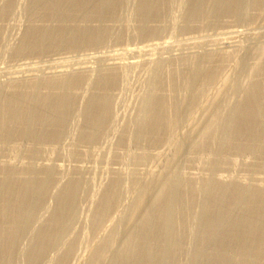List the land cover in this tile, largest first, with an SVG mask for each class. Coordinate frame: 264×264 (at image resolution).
<instances>
[{
  "label": "rangeland",
  "instance_id": "374dc122",
  "mask_svg": "<svg viewBox=\"0 0 264 264\" xmlns=\"http://www.w3.org/2000/svg\"><path fill=\"white\" fill-rule=\"evenodd\" d=\"M90 1L64 4V9L59 7L50 15L35 0H0V93L7 90L0 102V165L14 172L11 188L4 191L8 206L0 205V221L8 224L4 234L9 235L0 243L2 259L10 258L3 264H44L37 253L65 207L68 211L77 206L80 216L69 240L72 249L84 256L80 264H91L111 232L117 247H138L136 244L143 242V212L171 168L180 171L181 185L173 193L175 216L165 235L158 233L163 219H155L160 227L155 224L159 235L150 236L151 247L155 244L154 258L167 254L164 264H264V250L256 244L264 235L263 226L255 228L251 220L264 206V0H104L103 11L95 7L99 0ZM44 25L55 31L80 26L79 31L85 34L78 31L73 36L79 42H75L71 36L53 33L45 38L44 47L21 50L31 29ZM33 89L38 101L44 103L32 107L28 125L10 120L5 108L12 96L31 94ZM242 103L251 105L246 108ZM28 104L22 101L14 108L22 114ZM149 104L152 109L156 105L159 113L161 121L153 119L156 125L146 116ZM241 108L262 113L257 118L260 121L249 116L246 122ZM144 121L145 125L141 124ZM139 124L148 128L145 134ZM227 126L232 128L231 139L220 145ZM258 127L263 130L258 134L260 141ZM237 128L248 129V135L244 130L243 134L235 132ZM231 132L238 135L234 138L236 134L230 136ZM5 176L0 174V180ZM30 179L41 181L38 192L29 194L21 189V183ZM208 180L217 190L223 187L218 210L210 204L213 187L204 190ZM111 186L118 189L124 212L111 211L110 219L105 217L98 226L96 216ZM147 187L151 188L149 198L146 196V203L139 207L136 201L141 189ZM218 215L223 219L219 221L222 229L212 234L208 222L216 216L220 220ZM120 219L123 222L119 224ZM134 227L142 237L134 233L125 243L128 229ZM102 228L107 231L104 235L100 234ZM239 241L248 246L246 255H242L244 246ZM65 248L53 253L58 258L50 264H57ZM136 256L141 260L126 264L147 263L143 255Z\"/></svg>",
  "mask_w": 264,
  "mask_h": 264
},
{
  "label": "bare ground",
  "instance_id": "6f19581e",
  "mask_svg": "<svg viewBox=\"0 0 264 264\" xmlns=\"http://www.w3.org/2000/svg\"><path fill=\"white\" fill-rule=\"evenodd\" d=\"M88 1H90V0H88ZM92 1V0H91ZM90 1V2H91ZM96 1V0H95ZM144 1V0H143ZM146 1V0H145ZM152 1V0H151ZM2 2V1H1ZM35 2H37V3H42L43 5H44V8H45V10L46 11H48L49 13L51 12L52 14H56V12L58 11V8L60 7V8H62V9H64L62 6L64 5V4H68V3H74V5H75V3H77V2H81V0H35ZM82 2H84V1H82ZM86 2V1H85ZM84 2V3H85ZM149 2V0L147 1V3ZM222 2V1H221ZM96 3V2H95ZM104 3V0H99V3L98 4H96L95 5V7H97V8H99V9H101L102 10V7H103V4ZM146 3V4H147ZM155 3V2H154ZM199 3V2H198ZM232 3H233V1H232ZM79 4V3H78ZM115 4V3H114ZM220 4V3H219ZM229 4V3H228ZM74 5L72 6V8H74ZM80 5V4H79ZM82 5V4H81ZM88 5H93V4H88ZM142 5H143V3H142ZM145 5V4H144ZM143 5V7H145ZM240 5V4H239ZM42 6V5H41ZM69 6H70V4H69ZM71 7V6H70ZM80 7V6H79ZM83 7V6H82ZM164 7V6H163ZM18 8V7H17ZM20 8V7H19ZM41 8V7H40ZM86 8V7H85ZM90 8V7H89ZM113 8V7H112ZM239 8V7H238ZM67 9H68V7H67ZM91 9V8H90ZM89 9V10H90ZM145 9H148V7H146ZM44 10V9H43ZM66 10V9H65ZM82 10V9H81ZM87 10V9H86ZM139 10V9H138ZM143 10V9H142ZM141 10V11H142ZM16 11V10H15ZM39 11V10H38ZM45 11V12H46ZM61 11V10H60ZM78 11V10H77ZM88 11V10H87ZM96 11V10H95ZM103 11V10H102ZM150 11V10H149ZM97 12V11H96ZM95 12V13H96ZM99 12V11H98ZM98 12H97V14H98ZM113 12V11H112ZM43 13V12H42ZM51 13H50V15H51ZM58 13H60V12H58ZM62 13V12H61ZM60 13V14H61ZM144 13H145V11H144ZM57 16H59V15H57ZM140 16H141V14H140ZM145 16V15H144ZM46 17H47V15H46ZM51 17V16H50ZM54 18V17H53ZM56 18V17H55ZM54 18V19H55ZM59 18H61V17H59ZM120 18V17H119ZM51 19H52V17H51ZM53 19V20H54ZM56 20V19H55ZM54 20V21H55ZM62 20V19H61ZM60 21V20H59ZM169 21V20H168ZM61 22V21H60ZM173 22V21H172ZM176 22V21H175ZM145 24V23H144ZM36 25V24H35ZM64 25V24H63ZM66 25V24H65ZM51 26V25H50ZM114 26V25H113ZM18 27V26H17ZM56 27V26H55ZM61 27H62V25H61ZM74 27V26H73ZM66 28H67V26H66ZM71 28V27H70ZM78 29H76L75 27L72 29H61L60 28V31H58V29H56L57 31H55V29H54V27L52 28V26L51 27H49V26H34L32 29H31V31L30 32H32L31 33V36L29 37V39H27V40H29L28 42H26V47L25 48H23V49H21V50H25V51H30L31 49H39L40 47H44V41H46L48 38L47 37H50L51 35H53V33H59V35L58 36H60V33H63V35H68V36H71L70 38H72V40L74 39V36L73 35H76V33L79 31V29H80V26H78L77 27ZM84 29H86V28H84ZM81 30H83V29H81ZM83 31H85V30H83ZM95 31H96V29H95ZM150 31V30H149ZM235 33H241V31H238V30H235L234 31ZM80 33H82V32H78V34H80ZM84 33V32H83ZM82 33V34H83ZM87 33V32H86ZM92 33V32H91ZM90 33V34H91ZM81 34V35H82ZM85 34V33H84ZM95 34H96V32H95ZM98 34V33H97ZM63 35H61L60 37H62ZM91 35H93V34H91ZM105 35V34H104ZM28 36V35H27ZM67 36V37H68ZM78 36V35H77ZM83 36V35H82ZM55 37H56V35H55ZM65 37V36H64ZM87 37V36H86ZM91 37V36H90ZM93 37H94V35H93ZM96 37V36H95ZM45 38H47V39H45ZM69 38V37H68ZM83 38H84V36H83ZM92 38V37H91ZM91 38H90V40H91ZM55 39V38H54ZM61 40V39H60ZM71 40V41H72ZM76 40V41H75ZM78 39H74V41L75 42H79V41H77ZM81 40H82V38H81ZM87 40V39H86ZM22 41V40H21ZM24 41V40H23ZM48 41V40H47ZM58 41V40H57ZM59 42V41H58ZM74 42V43H75ZM3 43V42H2ZM8 43V42H7ZM73 43V42H72ZM73 43V44H74ZM83 43V42H82ZM164 43V42H163ZM162 43V44H163ZM53 44V43H52ZM56 44H58V43H56ZM72 44V45H73ZM166 44V43H165ZM7 45V44H6ZM49 45H50V41H49ZM71 45V46H72ZM8 46V45H7ZM162 46H166L167 47V45H162ZM198 46V45H197ZM212 48V47H211ZM236 48V47H235ZM14 49V48H13ZM35 49V50H36ZM209 49V48H208ZM197 50V49H196ZM207 50V49H206ZM38 52V51H37ZM47 52V51H46ZM192 52V51H191ZM196 52V51H195ZM173 53V52H172ZM23 54V53H22ZM134 54V53H133ZM193 55H194V53H193ZM94 56V55H93ZM92 56V57H93ZM202 56V55H201ZM206 56V55H205ZM95 57V56H94ZM97 57V56H96ZM86 59V58H85ZM105 61V60H104ZM109 62H111V61H109ZM116 62V61H115ZM136 61H133L132 63L134 64ZM28 63V62H27ZM26 63V64H27ZM103 63V62H102ZM131 63V64H132ZM107 64V63H106ZM115 65V64H117V63H109V65ZM103 65V64H102ZM122 65V64H121ZM108 66V65H107ZM81 67H83L84 68V66H81ZM111 67V66H110ZM113 67V66H112ZM79 68V70H80V67H78ZM54 69H56V68H54ZM82 69V68H81ZM85 69V68H84ZM83 69V70H84ZM29 70V69H28ZM87 70H89L88 68H87ZM32 71V70H31ZM57 72H59V71H57ZM62 72V71H61ZM60 72V73H61ZM53 73H55V72H53ZM15 74V73H14ZM30 74V73H29ZM31 76V75H30ZM7 77V76H6ZM15 79V78H14ZM112 79V78H111ZM32 80V79H31ZM200 80V79H199ZM207 80V79H206ZM16 81V80H15ZM7 83V82H6ZM5 84V83H4ZM2 85V84H1ZM250 85V84H249ZM4 86V85H3ZM2 86V87H3ZM17 86H19V85H17ZM28 86V85H27ZM43 86V85H42ZM1 87V88H2ZM4 87H6V86H4ZM30 87V86H29ZM104 87V86H103ZM252 87V86H251ZM250 87V88H251ZM255 87V86H254ZM253 88V87H252ZM37 89V88H36ZM113 89V88H112ZM23 90V89H22ZM35 89H33L32 90V92L34 91ZM7 91V90H6ZM6 91H4V92H2L1 91V93H0V102H1V100L3 101L4 100V98H3V95L2 94H4ZM16 91V90H15ZM38 91V90H37ZM249 91H251V92H253L254 91V89H253V91L252 90H249ZM246 92V91H245ZM258 92V91H257ZM24 93V92H23ZM263 93V92H262ZM21 94V93H20ZM18 95L17 94V96H12V98L10 99V101H9V104H8V106H6V108H5V110H7V114H8V117L10 118V120H13V121H22L23 123L24 122H26V121H30V119L28 118V117H30V113H31V111H32V107L34 106V107H36L37 105L38 106H40L41 105V103L43 102V101H41V100H39L38 101V99H37V96L38 95H36L34 92L33 93H31V94H29V93H24L23 95ZM250 94V93H249ZM253 94V93H252ZM252 94H251V96H252ZM255 94H256V91H255ZM255 94H254V97H255ZM82 95V94H81ZM257 95H258V93H257ZM5 96V95H4ZM248 97V96H247ZM254 97H253V100H256V99H254ZM256 97H258V96H256ZM109 98V97H108ZM183 98V97H182ZM259 99H260V96L258 97ZM184 99V98H183ZM7 100V99H6ZM156 100V99H155ZM24 102V101H28L29 102V106H28V108L29 109H27L26 110V112H22V114L21 113H19L20 112V109L18 110H16L14 107H16L17 105H19V104H21V102ZM47 102V101H46ZM169 102V101H168ZM251 102V101H250ZM2 103V102H1ZM6 103H8L7 101H6ZM5 103V105H7ZM26 103V102H25ZM44 103V102H43ZM149 103V102H148ZM22 104H24V103H22ZM27 104V103H26ZM151 104V103H150ZM149 104V111L148 110H146V113H147V118L148 117H150L149 119H151V122L153 121V119L155 120V121H158V120H160L161 121V119L159 118V113H158V115H157V112H156V105H155V107H153V109L151 108V105ZM244 103H242V105H243ZM249 104L251 105V103H245L244 105H246V108L249 106ZM257 104V103H256ZM1 105V104H0ZM2 105H4V104H2ZM36 105V106H35ZM59 105V104H58ZM255 105V104H254ZM25 106V105H24ZM158 106V105H157ZM160 106V105H159ZM159 106H158V108H159ZM240 107H241V105H239ZM253 106V105H252ZM260 106V105H259ZM264 106V105H263ZM51 107V106H50ZM55 107V106H54ZM253 107H255V106H253ZM38 108V107H37ZM55 108H57V107H55ZM154 108H155V110H154ZM165 108V107H164ZM235 108V110H234V112H235V114H236V108L237 107H234ZM246 108L244 109V110H246ZM251 108V106L248 108V109H250ZM256 108V107H255ZM257 108H258V106H257ZM3 109V108H2ZM114 109V108H113ZM147 109H148V107H147ZM10 110V111H9ZM110 110V109H109ZM240 110V109H239ZM244 110H242V108H241V112H240V115H242L243 117H245V118H243L244 120L246 119V117H249V116H252V117H254L256 120H255V122L256 121H260V120H257V118H258V116L259 115H261L260 114V112H256V111H254V112H251L252 110H250V112H248V110L245 112ZM18 111V112H17ZM25 111V110H24ZM148 111V112H147ZM158 111V110H157ZM4 112V111H3ZM47 112H48V109H47ZM159 112V111H158ZM166 112V111H165ZM2 113V112H1ZM145 113V114H146ZM164 113V112H163ZM177 113V112H176ZM241 113H243V114H241ZM4 114V113H3ZM34 114V113H33ZM5 115V114H4ZM36 115V114H35ZM38 115V114H37ZM233 115V114H232ZM6 116V115H5ZM92 116V115H91ZM96 116V115H95ZM116 116V115H115ZM234 116V115H233ZM7 117V118H8ZM34 117V116H33ZM43 117V116H42ZM238 117V116H237ZM240 117V116H239ZM4 118V117H3ZM30 118H32V116L30 117ZM45 118H46V116H45ZM44 118V119H45ZM147 118H145V119H147ZM6 119V118H5ZM43 119V120H44ZM144 119V120H145ZM239 119V118H238ZM249 119V118H248ZM248 119H246L247 121H248ZM251 119V118H250ZM41 120V119H40ZM106 120V119H105ZM242 120V119H241ZM245 120V121H246ZM8 121V120H7ZM12 121V122H13ZM42 121V120H41ZM101 121V120H100ZM107 121V120H106ZM155 121H153V125H156V124H154L155 123ZM233 121H235V119L234 120H229V123L230 124H228V126L229 125H231L232 124V122ZM237 121V120H236ZM246 121V122H247ZM253 121H254V119L252 120V123H253ZM21 122V123H22ZM28 122H26V124L28 123ZM148 122V121H147ZM150 122V123H151ZM189 122V121H188ZM262 122V121H261ZM145 123H146V121H144V122H142L141 124H143V125H145ZM235 123V122H234ZM7 124V123H6ZM6 124L4 125V126H6ZM14 124V123H13ZM37 124V123H36ZM111 124V123H110ZM160 124V123H159ZM239 124V123H238ZM241 124V123H240ZM254 124V123H253ZM262 124V123H261ZM1 125V124H0ZM9 125V124H8ZM28 125V124H27ZM74 125V124H73ZM88 125V124H87ZM140 125V124H139ZM149 125V124H148ZM162 125V124H161ZM227 125V124H226ZM141 126V125H140ZM228 126L226 127V131H225V133H224V135L222 136V138H221V141L219 142L220 143V145L221 144H223V143H228L227 142V140H230L229 139V132L231 131V129L232 128H230V129H227L228 128ZM234 126V125H233ZM255 126V125H254ZM257 126V125H256ZM263 126V125H262ZM1 128H0V130L1 131H3L2 130V127H3V125L2 126H0ZM23 127V126H22ZM32 127V126H31ZM21 128V127H20ZM19 128V129H20ZM242 128V127H241ZM259 128V127H258ZM258 128H256V129H258ZM5 129V128H4ZM26 129V128H25ZM256 129H255V132H256ZM263 129V128H262ZM147 130H148V128L145 126H141L140 127V132L141 133H146L147 132ZM154 130V129H153ZM230 130V131H229ZM235 130V129H234ZM237 130V131H236ZM235 130V132H237V133H240L241 131H242V134L244 133V131H245V135H248V129H246L247 130V132H246V130H244V129H242V130H240V129H236ZM240 130V132H238ZM244 130V131H243ZM6 130H4V132H5ZM26 131H28V129L26 130ZM29 131H30V129H29ZM35 131V130H34ZM34 131H32V132H34ZM258 131H260V132H258ZM258 133H257V135L258 134H262L261 133V131H263V130H261V128H259L258 129ZM101 132V131H100ZM149 132V131H148ZM251 132H252V130H251ZM253 132H254V130H253ZM37 133H38V131H37ZM66 133H68V132H66ZM140 133V134H141ZM237 133H234V134H236V135H234L232 132H231V134L232 135H230V136H233L234 138H235V136H237L238 134ZM10 134V133H9ZM12 134V133H11ZM15 134V133H14ZM241 134V135H242ZM251 134V133H250ZM264 134V133H263ZM2 135V134H1ZM6 135H8V134H6ZM26 135V134H25ZM38 135V134H37ZM241 135L239 136V137H241ZM257 135H254V136H257ZM39 136V135H38ZM48 136V135H47ZM63 136H65V135H63ZM69 136V135H68ZM145 136V135H144ZM156 136H157V134H156ZM251 136H253V135H251ZM259 136V135H258ZM257 136V137H258ZM260 137H261V135L259 136V138H258V140L260 139ZM263 137V136H262ZM17 138V137H16ZM33 138V137H32ZM69 138V137H68ZM244 138V137H243ZM256 138V137H255ZM264 138V137H263ZM262 138V139H263ZM253 139V138H252ZM8 140V139H7ZM33 140V139H32ZM37 140V139H36ZM257 140V139H256ZM260 141V140H259ZM262 141V140H261ZM230 142V141H229ZM19 143V142H18ZM61 143V142H60ZM70 144V143H69ZM68 144V145H69ZM261 144V143H260ZM29 145V144H28ZM263 147H264V145H262ZM12 147V146H11ZM103 147V146H102ZM222 147V146H221ZM17 148V147H16ZM39 149V148H38ZM101 149V148H100ZM3 160V159H2ZM7 160V159H6ZM5 165V164H4ZM9 165V164H8ZM176 165V164H175ZM8 167V166H7ZM60 167V166H59ZM11 168V167H10ZM14 168V167H13ZM45 168V167H44ZM61 168V167H60ZM170 168V167H169ZM168 168V169H169ZM175 168V167H174ZM12 169V168H11ZM41 169V168H40ZM36 170V169H35ZM166 170H167V168H166ZM165 170V171H166ZM172 168L170 169V173H168V171H166L168 174L167 175H164V176H166L162 181H161V184H159L160 186H158V191L152 196V194H151V196H152V198H151V200H149L150 202L152 201V203H151V205L150 206H147L146 207V209L144 210L143 208V210H144V212H143V215L144 216H142V218H146L145 220H144V226H143V224H142V222H141V224H142V227L143 228H141V229H144L143 230V237L141 236V234H139V236H141L142 237V240H143V242L142 243H137L136 244V242H134L136 245H138V247L137 246H128L129 248H127V249H124L125 247H123V245L121 244L120 246H118L117 247V245L115 244V240H113L114 239V237H112L111 236V233H109L110 235L108 236V237H105V242H107L106 244H105V247L103 248V250H100L101 252H98V253H96L91 259L92 260H90L91 261V264H126V262H133V261H135V262H137L138 261V259L139 260H141L140 258H136L137 256V254H141V256L142 257H145V260H146V262L147 263H145V264H156V262H159L158 264H164V262H165V260H166V258H167V260H168V256L165 258L164 256H166L167 254H165L164 256H163V258H162V256H160L161 258H159V260L158 259H156V258H158V257H156V258H154V256H153V254H155L154 252L152 253V251L154 250V246H155V244L151 247V238H150V236H151V234H158V233H161V235H165L166 233H167V231L170 229V227H172L171 226V224H172V222L174 221H172V217H173V215L175 216V209L174 210H172L171 209V207L173 206L172 205V203H173V201H175L174 199H175V197H174V194L173 193H175V189H177V186L180 184V176H179V174H178V171L175 169H173L172 171ZM47 171V170H46ZM164 171V170H163ZM165 172V173H166ZM180 172V171H179ZM14 172L12 171H10L8 168L6 169V167H1V165H0V174H2V175H6L5 177L6 178H4V180H0V205L2 206H6L5 204H7V206H8V201H7V198L5 197V195H7V194H5L4 195V193L6 192V191H9V189L11 188L10 187V185H12L11 184V176H13L14 174H13ZM19 174V173H18ZM30 174V173H29ZM51 174V173H50ZM164 174V173H163ZM17 175V174H16ZM161 174H159V175H157L158 177L160 176ZM148 176V175H147ZM147 176H145V178L147 177ZM155 176V175H154ZM157 176H155L156 178H158ZM14 177H16V176H14ZM19 177V176H18ZM65 177V176H64ZM143 177V176H142ZM150 177H153V174L150 176ZM154 177V178H155ZM162 177V176H161ZM60 179V178H59ZM58 179V180H59ZM148 179V178H147ZM152 179V178H151ZM151 179H150V181H149V184L151 185ZM14 180V179H13ZM154 180V179H153ZM152 180V181H153ZM227 180V179H226ZM116 181V180H115ZM120 181V180H119ZM159 181V180H158ZM159 181V182H160ZM40 180H25L23 183H21L22 184V186H21V189H24L25 191L24 192H30L31 190H32V192H33V190H39L40 188ZM45 182V181H44ZM156 182V181H155ZM183 182V181H182ZM115 183V182H114ZM120 183H121V181H120ZM215 183V182H214ZM43 184V183H42ZM146 184H148V183H146ZM155 184V183H154ZM216 184V183H215ZM15 185V184H14ZM17 185V184H16ZM65 185V184H64ZM109 185V184H108ZM113 185V184H112ZM145 185V184H144ZM181 185V184H180ZM204 186V190H206V191H208L209 189H211L213 186H212V184H211V182L208 180L207 182H206V184L204 183L203 184ZM152 186V185H151ZM150 186V187H151ZM211 186V187H210ZM256 186V185H255ZM45 187V186H44ZM74 187V186H73ZM109 187V186H108ZM142 187V186H141ZM150 187H147V188H142L141 189V195L139 196V200L138 201H136V203H138V205L137 206H141V204L143 203V202H145L144 200H145V197L146 196H148L147 195V193H148V189H151ZM155 187V186H154ZM210 187V188H209ZM55 188V187H54ZM157 188V187H156ZM209 188V189H208ZM15 189H17V188H15ZM41 189H42V186H41ZM52 189V188H51ZM63 189V188H62ZM69 189V188H68ZM75 189V188H74ZM117 188L116 187H114V186H111L110 187V189H109V191H107L106 192V194L104 195V198H103V208H102V210L97 214V218H96V222L98 221L99 223H98V226H100L101 225V223L107 218V216H108V218L110 219V217H109V215H110V213H112V212H118L119 210H120V208H123V206L121 207V203H119L120 202V197H119V199H118V189L116 190ZM213 189H215L214 187H213ZM213 189H212V193H214V194H212L211 193V197L212 196H214V197H212V200H211V202H210V204H212L211 206L212 207H216L217 208V210H218V206H220V203L222 202V199H220V198H222V189H223V187H222V185H221V187L219 188V190H217V189H215L214 191H213ZM225 189V188H224ZM247 189V188H246ZM249 189H251L250 187H249ZM38 190H37V192H38ZM43 190V189H42ZM57 190V189H56ZM72 190V189H71ZM262 190V189H261ZM5 191V192H4ZM12 191V190H11ZM21 191H23V190H21ZM54 191H55V189H54ZM73 191V190H72ZM149 191H151V190H149ZM225 191H227V189L225 190ZM239 191H240V189H239ZM244 191V190H243ZM242 191V193H244ZM248 191L249 190H247V193H248ZM264 191V190H263ZM28 192V193H29ZM71 192V191H70ZM136 192V191H135ZM249 192H252V191H249ZM8 193V192H7ZM49 193V192H48ZM72 193V192H71ZM227 193V192H226ZM255 193V192H254ZM258 193V192H257ZM260 193V192H259ZM29 194H31V193H29ZM251 194V193H250ZM260 194H263V192L262 193H260ZM71 195V194H70ZM164 195V196H163ZM227 195V194H226ZM238 195V194H237ZM249 195V194H248ZM10 196V195H9ZM28 195H27V193H26V197H27ZM66 196V195H65ZM74 196V195H73ZM255 196V195H254ZM258 196V195H257ZM263 196V195H262ZM56 197V196H55ZM259 197V196H258ZM148 198H149V196H148ZM210 197L208 196V199H209ZM67 199V198H66ZM70 199H71V197H70ZM127 199V198H126ZM10 200V199H9ZM82 200V199H81ZM248 200V199H247ZM258 200V199H257ZM256 200V201H257ZM11 201V200H10ZM21 201V200H20ZM19 201V202H20ZM36 201V200H35ZM69 201V200H68ZM119 201V202H118ZM208 201H210V199L208 200ZM207 201V202H208ZM262 201H263V199H262ZM13 202V201H12ZM16 202V201H15ZM66 202V201H65ZM73 202V201H72ZM92 202V201H91ZM22 203V202H21ZM146 203V202H145ZM11 204H13V203H11ZM19 204V203H18ZM36 204V203H35ZM119 204V205H118ZM135 204V203H134ZM10 205V204H9ZM21 205V204H20ZM19 205V206H20ZM24 205V204H23ZM23 205L21 206V207H23ZM31 205V204H30ZM69 205V204H68ZM72 205V204H71ZM74 205V204H73ZM124 205V204H123ZM230 205V204H229ZM264 205V204H263ZM14 206H15V204H14ZM28 206H29V204H28ZM27 206V207H28ZM67 206V205H66ZM208 206V205H207ZM207 206H205V208L207 207ZM26 207V206H25ZM72 207V206H71ZM70 207V208H71ZM133 207H135V206H133ZM203 207V206H202ZM241 207V206H240ZM13 208V207H12ZM30 208V207H29ZM64 208V207H63ZM74 208V207H73ZM73 208H71V210L69 209L68 211H66V207L64 208V209H62V211H61V218L59 219L60 220V222H59V220H58V223H57V221H56V226H55V228L53 227L52 228V230H51V234L50 233H48V234H50V235H48V237H47V241H44V239H43V242H42V244L40 245V248H39V252L37 253V255L38 254H41L42 255V257H40L41 259H43L44 260V264H50L51 263V261L53 262V260H54V258L56 257V254H58V253H61V250H63V248H65V250H64V252L62 253V254H60L59 256H60V258H59V260H58V262H57V264H80L81 262V259H82V257L81 256H83L82 254H81V252L79 251V250H76L75 249V251L72 249V246L70 245V243H69V240H70V235H72L71 234V230L73 229V224L76 222V219H77V217H80L79 215L77 216V213H78V210H77V206H75V209H73ZM211 208V207H210ZM243 208V207H242ZM15 209V208H14ZM30 209H32V208H30ZM30 209H29V211H30ZM73 209V210H72ZM135 209H136V207H135ZM134 209V210H135ZM140 209V208H139ZM2 211H3V209H1ZM1 210H0V213H1ZM7 210V209H6ZM9 210V209H8ZM10 210H11V207H10ZM13 210V209H12ZM179 210V209H178ZM207 211H208V209H206ZM210 210V209H209ZM225 210V209H224ZM234 210V209H233ZM240 210V209H239ZM254 210V209H253ZM5 211V210H4ZM15 211V210H14ZM17 211V210H16ZM32 211V210H31ZM30 211V212H31ZM112 211V212H111ZM121 211V213L122 212H124V211H122V210H120ZM177 211V210H176ZM244 211V210H243ZM242 211V212H243ZM256 211V210H255ZM258 211V210H257ZM256 211V212H257ZM178 212V211H177ZM217 213H218V211H216ZM226 212V211H225ZM246 212V211H245ZM248 212V211H247ZM7 213V212H6ZM9 213V212H8ZM23 213V212H22ZM81 213V212H80ZM139 213V212H138ZM228 213V212H227ZM226 213V214H227ZM231 213V212H230ZM258 213V212H257ZM34 214V213H33ZM119 213H117V215H118ZM134 214V213H133ZM242 214H244V213H242ZM246 214V213H245ZM263 214H264V206H263V208H261V210H260V213L258 214V215H253V217L251 218V220H252V224H254L255 223V225H254V227L255 226H257V225H262L263 226V230H264V216H263ZM44 215V214H43ZM112 215H114L115 216V214H112ZM111 215V216H112ZM1 216H2V214H1ZM12 216V215H11ZM30 216V215H29ZM113 216V217H114ZM124 216V215H123ZM219 216V215H218ZM223 216H224V214H223ZM255 216V217H254ZM12 217H14V215L12 216ZM11 217V218H12ZM27 217V216H26ZM106 217V218H105ZM118 217V216H117ZM134 217V216H133ZM156 217H161V219H163V224H162V228L160 229V231H158V233H157V231L155 230V229H157L156 227H154L155 226V224L156 223H154V222H158V221H156L155 219H156ZM214 217V216H213ZM220 217V216H219ZM218 217V218H219ZM10 218V219H11ZM29 218V217H28ZM40 218V217H39ZM107 218V219H108ZM120 218H122V216L120 217ZM221 218V217H220ZM21 220V218H19L18 217V220ZM30 219V218H29ZM79 219V218H78ZM108 219V220H109ZM160 219V220H161ZM210 219V218H209ZM226 219V218H225ZM17 220V219H16ZM17 220V221H18ZM55 220H57V219H55ZM95 220V219H94ZM157 220H159L158 218H157ZM221 220H223L222 218L219 220V219H217V216H216V218L214 217V219H212L210 222H208V223H210L209 225H210V227H212V231H214V232H212V234L213 233H217V231L218 230H220V229H222L221 227H219V226H221V225H223V224H219V221H221ZM248 220V219H247ZM247 220H245L246 222H247ZM38 221V220H37ZM125 221V220H124ZM232 221V220H231ZM233 221H234V219H233ZM77 222H79L78 220H77ZM106 222H107V220H106ZM106 222H104V223H106ZM119 224L120 223H122L123 222V219H120L119 221ZM118 222H117V224L115 225V228H116V226L117 227H119V224H118ZM140 222V221H139ZM9 223V222H8ZM14 223V222H13ZM20 223V222H19ZM22 223H23V220H22ZM159 223V222H158ZM238 223V222H237ZM243 223V222H242ZM6 224V223H5ZM5 224H3V223H1V221H0V243H1V241L3 240V237H4V235L6 234V231H4V225ZM45 224V223H44ZM54 224H55V222H54ZM127 224V223H126ZM160 224V223H159ZM239 224V223H238ZM248 224V223H247ZM7 225V227H8V224H6ZM10 225H11V223H10ZM21 225V224H20ZM19 225V226H20ZM75 225V224H74ZM106 225V224H105ZM104 225V226H105ZM108 225V224H107ZM105 226V227H108V226ZM157 225V224H156ZM189 225V224H188ZM206 225V224H205ZM225 225V224H224ZM250 225V224H249ZM12 226V225H11ZM18 226V227H19ZM158 226V225H157ZM6 227V226H5ZM14 228H16V226H13ZM111 227V226H110ZM158 227H160V225L158 226ZM236 227H237V224H236ZM236 227H234L233 226V228H236ZM248 227V226H247ZM26 228V227H25ZM101 227H99L98 229H100ZM209 228V227H208ZM242 228V227H241ZM253 228V227H252ZM256 228V227H255ZM12 229V228H11ZM51 229V228H50ZM94 229V228H93ZM109 229V228H108ZM135 227L133 228V229H128L129 231L127 232V236H126V238L124 239V242L126 243L127 242V240H128V242H129V238H132V236L134 235V233L135 234H137L136 232H135ZM228 229V228H227ZM239 229V228H238ZM254 229V228H253ZM258 229V228H257ZM18 230V229H17ZM138 230V229H137ZM206 230H207V228H206ZM225 230V229H224ZM233 230V229H232ZM8 231H10L9 229H8ZM12 231V230H11ZM48 231V230H47ZM50 231V230H49ZM105 231H106V228H102V232H100V230H99V232H100V234H102V235H104L103 233H105ZM154 231V232H153ZM193 231V230H192ZM237 231V230H236ZM249 231V230H248ZM258 231V230H257ZM14 232V231H13ZM115 232V231H114ZM209 232V231H208ZM211 232V231H210ZM221 232V231H220ZM223 232V231H222ZM232 232V231H231ZM234 232V231H233ZM243 232V231H242ZM251 232V231H250ZM264 232V231H263ZM5 233V234H4ZM8 233V232H7ZM15 233V232H14ZM106 233H107V231H106ZM237 233V232H236ZM240 233V232H239ZM253 233H255V232H253ZM252 233V234H253ZM260 233V232H259ZM9 234V233H8ZM11 234V233H10ZM43 234H45V233H43ZM211 234V235H212ZM246 234V233H245ZM245 234H244V236H245ZM258 234V233H257ZM260 234H262V233H260ZM264 234V233H263ZM47 235V234H46ZM117 235V234H116ZM159 235V234H158ZM208 235H210V234H208ZM6 236H9V235H5V239L7 238ZM107 236V235H106ZM136 236H138V234L136 235ZM138 236V237H139ZM217 236V235H216ZM215 236V237H216ZM251 236V235H250ZM249 236V237H250ZM43 237V236H42ZM211 237V236H210ZM213 237V236H212ZM234 237H237V236H234ZM260 237V236H259ZM13 238V237H12ZM113 238V239H112ZM135 238V240H136V237H134ZM209 238V237H208ZM207 238V239H208ZM239 238V237H238ZM4 239V240H5ZM14 239V238H13ZM12 239V240H13ZM116 239V238H115ZM138 240V239H137ZM141 240V241H142ZM239 240V239H238ZM241 240V239H240ZM244 240V239H243ZM257 240V239H256ZM40 241V240H39ZM10 242V241H9ZM123 242V241H122ZM121 242V243H122ZM124 242H123V244H124ZM240 242V241H239ZM14 243V242H13ZM75 243V242H74ZM157 243V242H156ZM168 243V242H167ZM172 243H174V242H171V244ZM241 243V242H240ZM239 243V244H240ZM5 244H7V243H5ZM151 244V245H150ZM170 244V245H171ZM223 244V243H222ZM242 244V243H241ZM257 244V247L260 249V250H264V235L262 236V238L261 239H259L258 240V243H256ZM1 245H3V244H1ZM8 245V244H7ZM116 245V246H115ZM133 245V244H132ZM141 245V246H140ZM174 245H175V243H174ZM243 245V244H242ZM13 246V245H12ZM172 246V245H171ZM244 246V248L242 249L243 251L241 252L242 253V255L244 254V255H246V253H247V245H243ZM2 247V246H1ZM38 247V246H37ZM74 247V246H73ZM175 247V246H174ZM9 248V247H8ZM138 248V249H137ZM164 248H166V247H164ZM163 248V249H164ZM214 248V247H213ZM238 248H240V245H239V247ZM162 249V248H161ZM205 249V248H204ZM2 250V249H1ZM38 250V249H37ZM236 250V249H235ZM34 251V250H33ZM72 251V252H71ZM74 251V252H73ZM231 251V250H230ZM240 251V250H239ZM56 253L55 255H53V253ZM259 252V251H258ZM9 253V252H8ZM188 253V252H187ZM225 253V252H224ZM260 253V252H259ZM1 254L2 253H0V264H3L5 261L6 262H9V259L10 258H3L2 259V257H1ZM198 254V253H197ZM201 254V253H200ZM257 254V253H256ZM41 255H39V256H41ZM159 255V254H158ZM157 254H156V256H158ZM248 256H249V254H247ZM140 256V255H139ZM205 256V255H204ZM234 256H236V255H234ZM258 256H259V254H258ZM257 256V257H258ZM8 257H9V255H8ZM84 257V256H83ZM90 257V256H89ZM198 257V256H197ZM238 257V256H237ZM236 257V258H237ZM240 257V256H239ZM56 258H58V256L56 257ZM55 258V259H56ZM5 259V261L3 262V260ZM166 260V261H167ZM180 260V259H179ZM240 260H241V258H240ZM248 260V259H247ZM263 260V259H262ZM243 261H244V259H243ZM253 261V260H252ZM13 262V261H12ZM80 262V263H79ZM236 262H237V260H236ZM239 262V261H238ZM237 262V263H238ZM241 262H242V260H241ZM245 262V261H244ZM244 262H242V263H244ZM249 262V261H248ZM248 262L246 261V263L245 264H248ZM54 263V262H53ZM190 263V262H189ZM237 263H235V264H237ZM250 263V262H249ZM56 264V263H55ZM231 264V263H230Z\"/></svg>",
  "mask_w": 264,
  "mask_h": 264
}]
</instances>
